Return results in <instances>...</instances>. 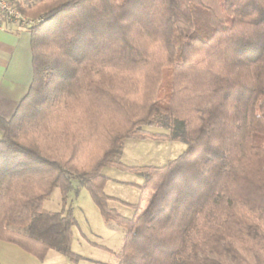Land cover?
Returning a JSON list of instances; mask_svg holds the SVG:
<instances>
[{"label": "trees", "instance_id": "16d2710c", "mask_svg": "<svg viewBox=\"0 0 264 264\" xmlns=\"http://www.w3.org/2000/svg\"><path fill=\"white\" fill-rule=\"evenodd\" d=\"M13 1L37 23L28 91L0 117V240L80 260L77 180L124 230L116 264H264V0ZM128 138L187 148L128 166ZM107 166L144 175L134 217L111 205ZM55 188L62 211L44 208Z\"/></svg>", "mask_w": 264, "mask_h": 264}, {"label": "rangeland", "instance_id": "374dc122", "mask_svg": "<svg viewBox=\"0 0 264 264\" xmlns=\"http://www.w3.org/2000/svg\"><path fill=\"white\" fill-rule=\"evenodd\" d=\"M146 129L166 132L157 126H146ZM186 148L187 144L184 141L128 138L123 141L120 161L128 166L159 167L178 157ZM102 173L109 177L105 192L113 197L111 205L119 213L134 217L148 206L152 194L140 188L144 181L143 174L123 170L117 166L104 167ZM77 183V180L74 181L75 189L67 194L65 207H71L76 218V224L72 229L71 249L89 258L110 260L123 246L124 230L115 221H105L88 190ZM44 208L51 211L63 210V194L60 188H55L44 200ZM105 246L108 249H105Z\"/></svg>", "mask_w": 264, "mask_h": 264}, {"label": "crops", "instance_id": "0c3cea01", "mask_svg": "<svg viewBox=\"0 0 264 264\" xmlns=\"http://www.w3.org/2000/svg\"><path fill=\"white\" fill-rule=\"evenodd\" d=\"M21 1L26 5L34 2ZM30 36L29 29L18 23L5 22L0 26V117L9 118L12 115L31 83L33 68ZM2 135L0 128V138ZM105 249L108 248L105 246ZM118 253L115 252L114 258L102 261L79 254L82 256L80 260L72 261L50 249L41 260L14 243L0 240L1 264H116Z\"/></svg>", "mask_w": 264, "mask_h": 264}, {"label": "built area", "instance_id": "2783aa9c", "mask_svg": "<svg viewBox=\"0 0 264 264\" xmlns=\"http://www.w3.org/2000/svg\"><path fill=\"white\" fill-rule=\"evenodd\" d=\"M5 22L19 23L29 27L36 24L37 20L26 17L16 8L13 0H0V26Z\"/></svg>", "mask_w": 264, "mask_h": 264}]
</instances>
